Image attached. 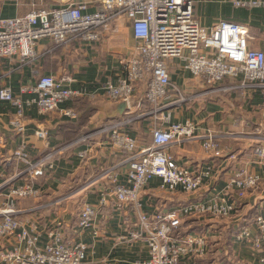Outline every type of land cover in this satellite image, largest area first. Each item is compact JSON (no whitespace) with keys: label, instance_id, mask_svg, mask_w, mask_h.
Listing matches in <instances>:
<instances>
[{"label":"built area","instance_id":"2783aa9c","mask_svg":"<svg viewBox=\"0 0 264 264\" xmlns=\"http://www.w3.org/2000/svg\"><path fill=\"white\" fill-rule=\"evenodd\" d=\"M97 3L92 13H85V3L69 0L57 8H36L22 17L0 18V60H16L21 66H33L38 59L35 46L39 41L48 40L55 48L96 44L113 31L118 19L127 20L137 41L136 50L133 56L122 60V75L104 84L105 97L130 110L137 85L144 84L140 103L147 102L151 106L147 115L162 124L152 127L151 142L146 146H139L137 139L126 131L133 120L129 117L103 123L94 133L104 136L114 152L126 157L123 163L127 164V171L123 182L110 171L101 173L100 177L109 184L102 189L97 205H82L78 228L91 230L97 236L94 225L98 207L106 205V194H112L115 208L127 213L125 225H130L128 215L136 218L135 227L117 239L141 240L147 246L148 258L132 264H202L200 259L208 256L212 249L209 231L183 234L180 228L189 218L198 221L229 219L248 193L258 188L264 179V129L261 123L249 136L253 139L249 158L252 172L235 170L225 179L224 189L207 199L171 208L161 206L148 214L142 208L140 196L152 179H159L161 188L169 194L185 196L194 195L211 179L209 170L193 172L178 164L168 152L172 145L196 141L209 159H235V155L221 145L220 136L210 131L196 134L193 123H170V115L162 113L197 98L237 91L243 97L251 98L256 94L260 97L258 112L264 121V51L252 48L253 37L246 24L226 20L202 27L194 16L190 0H97ZM229 3L234 9L264 7V0H229ZM169 59L182 61L204 90L183 95L170 81L166 66ZM225 80L230 82L222 85ZM69 82L68 75L59 78L42 75L35 84L20 89V94L33 96L26 101L9 87L1 86L0 102L8 103L13 110L9 121L12 131L25 138V108L33 107L46 115L56 111L60 103L75 98L78 93L64 86ZM171 90H175V101L170 99ZM61 113L71 120L76 119L69 108ZM32 135L49 150L33 157L26 144L21 143L5 159L6 163L15 162L16 171L0 182V241H11L10 246L0 249V264H113L107 259L90 260L84 243L70 244L57 230L48 231L47 241L40 243L42 233L38 225L19 220L21 211L17 203L41 197L38 182L54 170L55 159L72 145L92 136L50 149L49 134L44 126H37ZM90 154L93 150L80 152L79 156L83 159ZM49 206L51 204L43 208ZM213 230L217 232L216 227ZM232 242L248 249L251 260L245 264H264L262 208L252 222L234 235Z\"/></svg>","mask_w":264,"mask_h":264},{"label":"crops","instance_id":"0c3cea01","mask_svg":"<svg viewBox=\"0 0 264 264\" xmlns=\"http://www.w3.org/2000/svg\"><path fill=\"white\" fill-rule=\"evenodd\" d=\"M67 1L69 0H0V18L22 17L33 9L57 8ZM70 1L85 3L87 5L85 13L96 11L98 4L97 0ZM190 1L202 27L208 28L215 22L226 20L246 24L253 37L252 48L264 51V7L244 10L232 8L229 0ZM231 9L232 13H229ZM233 11L243 12L244 15H237ZM136 46L137 41L132 36L129 23L123 17L117 20L113 31L99 43L55 48L48 40H42L35 46L38 59L33 66H21L16 60H0V87H9L23 101L33 96L20 94V89L35 84L42 75L56 78L68 75L71 82L64 86L78 93L75 98L60 103L56 111L46 115L38 113L33 107L25 108L27 125L25 138L12 131L9 121L13 117V110L8 103L0 102V182L7 180L16 171L15 162L6 163L5 159L21 143L26 144L27 150L33 157L49 150L44 147L42 141L36 140L32 135L33 130L39 125L47 129L49 148L52 149L77 141L85 132L94 130L103 123L129 117L133 120L126 131L137 139L139 146L150 143L152 127L156 124L161 126L162 123L155 121L154 116L147 115L151 111V106L147 102L140 103L139 99L142 98L145 85H137L130 110L120 102L108 100L104 94V84L109 79L116 81L122 75L121 62L134 55ZM166 66L171 83L183 95L190 96L204 90L201 82L184 68L182 61L169 59L166 60ZM229 82L225 80L222 85H227ZM174 91H170L171 101L177 98ZM76 98L78 100H75ZM260 102L257 94L249 98L243 97L236 91L197 98L164 110L162 114L170 115V123L191 122L195 125L196 134L203 135L210 131L220 136L221 145L234 154L235 159H209L203 153L200 142L196 141L172 145L168 152L178 164L193 172L209 170L211 179L207 180L197 193L188 196L181 193L169 194L161 188L159 179H152L140 196L143 210L152 214L161 206L171 208L187 202L207 199L224 189L225 179L233 171L246 169L252 172L253 167L249 164V158L253 139L249 136L254 134L256 127L261 123V129H264L263 118L258 112ZM68 108L76 114V119L71 120L62 115L61 111ZM86 113H90L88 120L84 124H79V116ZM68 123L75 124L76 133L71 139L65 140L63 133ZM91 150L93 154L80 158V152ZM125 159V156L111 149L102 135L72 145L55 159L54 170L39 180L41 197L34 201L17 203V208L21 211L19 220L38 225L42 233L40 243L47 241L46 233L52 229L60 231L64 236L63 239L70 244L84 243L90 260L107 259L113 264H132L136 260L147 259L148 251L144 241L124 242L117 239L126 236L127 232L135 227L136 218L131 214L128 215L130 225H125L127 213L125 210L115 208L112 194H106V205L98 207L94 225L98 235L94 236L91 230L78 228L82 205L84 203L97 205L102 197V189L109 184L108 180L100 177L101 173L110 171L109 173L117 175L123 182L127 171V164L123 163ZM83 179L85 184L76 192L68 193L67 196L76 193L79 194L78 196L81 195L82 200L78 207L70 209L66 203L60 205L59 200L51 198L58 190L66 189L70 182L75 186L83 184ZM49 204L51 206L43 208ZM250 208H255L254 217L258 209L262 208L264 212V179L260 181L256 190L248 193L241 201L237 212L229 219L195 220L200 231L192 232L202 233L206 229L215 231L213 230L215 227L220 231L219 228L222 226L223 230L232 228L237 233L243 226L252 222H247L243 218ZM233 237L230 239L231 242ZM218 238L219 235L209 238L211 247ZM10 243L11 241H0V249L10 246ZM206 258L208 256L200 259L202 264L206 263ZM235 260L245 264L251 260V256L248 249L237 247L232 242L231 256L212 261L211 264H228V261L231 263Z\"/></svg>","mask_w":264,"mask_h":264},{"label":"trees","instance_id":"16d2710c","mask_svg":"<svg viewBox=\"0 0 264 264\" xmlns=\"http://www.w3.org/2000/svg\"><path fill=\"white\" fill-rule=\"evenodd\" d=\"M75 100H78L77 98ZM78 112V111H77ZM90 116V113L86 114H81L79 116V124H84L88 120V117ZM65 132L63 133V138L65 140L71 139L74 137L76 133V126L75 124H66L65 125ZM144 144L142 146L149 145ZM255 214V208H250L246 212V214L243 216V218L247 221L250 222L254 218ZM246 224V223H245ZM244 227V226H243ZM220 231L218 232L219 238L215 242L214 246L212 247L211 252L208 255V258H206V263L205 264H211L212 261L215 260H223L225 257L231 256V244L232 242L230 241L231 237H233L236 234V231H234L232 228H227V229H222V226H220ZM181 233L186 234L192 231H200L199 227L197 226V222L195 219H187L184 221L182 227L180 228ZM225 250V251H224ZM228 264H240L237 260L233 262H227Z\"/></svg>","mask_w":264,"mask_h":264},{"label":"rangeland","instance_id":"374dc122","mask_svg":"<svg viewBox=\"0 0 264 264\" xmlns=\"http://www.w3.org/2000/svg\"><path fill=\"white\" fill-rule=\"evenodd\" d=\"M194 7H195V3H194ZM238 11H243V10H238ZM236 13L237 15H244L243 12H237V11H233V13ZM229 13H232V9L229 11ZM247 13V12H246ZM194 16L196 18V15H195V9H194ZM197 19V18H196ZM218 22H215L213 24H216ZM212 24V25H213ZM102 125V124H101ZM101 126H98L97 128H95L94 130H91V131H88V132H85L83 135H81V137H84V136H88V135H92L89 139L93 138V137H96L97 135L99 134H94L95 132H97L99 129H100ZM79 137V138H81ZM83 181V184H79V186H75V184H71L70 182V185L66 188V189H61V190H58L56 195L58 194V196H52L51 198L53 199H56V200H59L60 201V205L61 204H67L69 205L70 209H72L73 207H78V204L80 203V201L82 200L81 198V195L78 196L79 194H74L70 197H67L68 196V193H73V192H76L78 189H80L81 187L80 186H83L85 183H84V179L82 180ZM67 194V195H66ZM55 197V198H54ZM80 197V198H79ZM189 219H192V218H189ZM194 219V218H193ZM220 221V219H218ZM210 231H211V234H210ZM208 234V237L209 238H214V237H217V232L214 233V231L212 230H209V232L207 233ZM211 243V242H210ZM212 244V243H211ZM212 249H210L211 251Z\"/></svg>","mask_w":264,"mask_h":264}]
</instances>
